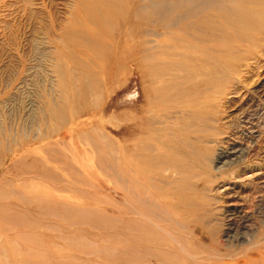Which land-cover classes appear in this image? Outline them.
<instances>
[{
    "label": "rangeland",
    "instance_id": "obj_1",
    "mask_svg": "<svg viewBox=\"0 0 264 264\" xmlns=\"http://www.w3.org/2000/svg\"><path fill=\"white\" fill-rule=\"evenodd\" d=\"M143 1L0 0V264H264V0Z\"/></svg>",
    "mask_w": 264,
    "mask_h": 264
},
{
    "label": "bare ground",
    "instance_id": "obj_2",
    "mask_svg": "<svg viewBox=\"0 0 264 264\" xmlns=\"http://www.w3.org/2000/svg\"><path fill=\"white\" fill-rule=\"evenodd\" d=\"M101 6H93L94 9L97 7L101 10H106L109 12H117L119 15H122L123 20L126 18L128 9L131 7L132 2L130 4L129 0H101ZM186 2L187 7L191 6V14H198L203 10L205 6H213L215 5L218 9V18L220 23L225 24L230 29L234 30L237 33L240 30H250V0H171V1H159L155 2L153 0H144L141 2L142 4L138 6L137 13H142L145 10H156L158 13H162L163 11H170L172 7L176 5L178 2ZM128 5V7L126 6ZM193 5V6H192ZM163 9V10H161ZM165 9V10H164ZM167 9V10H166ZM161 10V11H160ZM96 18H90V22H94L97 24L98 21L100 23H104L108 26H111V23L108 22L107 19H101L94 14ZM262 15V14H261ZM174 16H172L169 20H171ZM206 23H211L213 19L206 17ZM102 21V22H101ZM95 32V31H94ZM238 36V35H237ZM234 37L236 35L234 34ZM83 38L87 39V37L83 36ZM91 40L90 38H88ZM87 40V41H89Z\"/></svg>",
    "mask_w": 264,
    "mask_h": 264
}]
</instances>
